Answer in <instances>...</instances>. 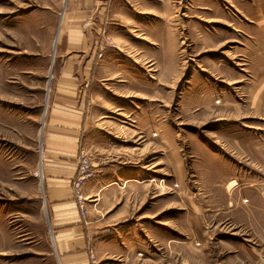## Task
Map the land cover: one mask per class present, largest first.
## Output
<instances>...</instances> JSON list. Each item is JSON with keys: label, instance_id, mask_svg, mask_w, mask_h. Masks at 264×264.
Segmentation results:
<instances>
[{"label": "rangeland", "instance_id": "rangeland-1", "mask_svg": "<svg viewBox=\"0 0 264 264\" xmlns=\"http://www.w3.org/2000/svg\"><path fill=\"white\" fill-rule=\"evenodd\" d=\"M261 28L264 0H0V264H58L79 118L93 264H264Z\"/></svg>", "mask_w": 264, "mask_h": 264}, {"label": "crops", "instance_id": "crops-1", "mask_svg": "<svg viewBox=\"0 0 264 264\" xmlns=\"http://www.w3.org/2000/svg\"><path fill=\"white\" fill-rule=\"evenodd\" d=\"M255 32L256 29H255ZM264 34V28L258 36ZM81 119L74 122L71 134L56 135L54 141L61 142L63 150L69 152L72 157L66 158L56 153H49L44 172L45 189V220L48 222V233L54 238L53 252L58 264H93L91 258V241L94 233L88 229V223L81 219L78 205L73 198L71 181L76 175L77 161V131ZM77 125V126H76ZM53 139V138H52ZM51 138H49V141ZM66 146H68L66 148ZM72 151V154L70 152ZM59 154V155H58ZM77 155V154H76ZM93 186L92 182L86 187V191ZM51 252V251H50ZM52 254V252H51Z\"/></svg>", "mask_w": 264, "mask_h": 264}, {"label": "built area", "instance_id": "built-area-1", "mask_svg": "<svg viewBox=\"0 0 264 264\" xmlns=\"http://www.w3.org/2000/svg\"><path fill=\"white\" fill-rule=\"evenodd\" d=\"M76 175L71 181L73 189V198L78 205V210L83 221H87L88 212V196L86 195V187L92 182L96 176L92 160L87 154L81 150L78 154Z\"/></svg>", "mask_w": 264, "mask_h": 264}]
</instances>
